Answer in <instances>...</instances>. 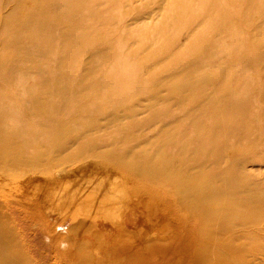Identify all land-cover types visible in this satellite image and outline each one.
<instances>
[{"label": "rangeland", "instance_id": "obj_1", "mask_svg": "<svg viewBox=\"0 0 264 264\" xmlns=\"http://www.w3.org/2000/svg\"><path fill=\"white\" fill-rule=\"evenodd\" d=\"M31 1L0 0V74L3 61L12 71L15 67L30 68L22 69L21 76L29 78L23 79L19 87L7 79L11 71H6V85L0 76V90L12 87V93H17V88L20 91L28 86L30 99L36 95L38 101L33 105L30 100V107L36 112L33 115L29 111L30 122L53 135L48 144L41 137L40 142L28 147L12 141L15 156L7 157L14 158L9 161L14 168L8 167L9 162L0 161V225L9 234L18 260L21 264H194L203 229L198 211L186 206L176 185L160 177L150 179L146 171L171 172V167L155 153L157 144H165L167 153L173 152L168 158L170 164L178 162L181 150L186 160L181 162V169L208 172L212 166L215 183L225 180L224 186H233L231 192L236 197L243 199L256 192L264 199L262 108H258L259 142L253 143L251 151L245 153L239 145L231 144L222 147L216 159L211 157L208 166L192 162L206 158L203 147L209 127L217 133L221 131L219 112L231 97L226 88L235 92L244 85L245 69L238 68L244 56L249 63V73L245 75L252 83L248 95L253 99L261 91L257 93L259 103L264 100V1L202 0L203 7L196 3L202 14L212 12L210 5L232 10L238 18L236 35L221 41L208 31L204 37L212 38L205 40L202 56L186 54L177 62L173 61L174 55H179L182 46H188L202 29L201 19L186 30L179 27L181 3L185 2L188 9L193 0H179L177 5L176 0H51L56 11L66 14L59 32L53 34L54 43L46 46L47 53L41 50L44 44L36 45L38 51L35 49L31 42L37 38L26 33L25 20L14 18L38 12L33 5L36 0ZM85 1L103 12L105 25L86 30V26H92V18L82 11ZM161 23L174 36L178 32V41L169 43L175 44L169 45L174 50L172 57L155 56V33L145 49L125 59L113 55L117 46L105 49L117 40L123 47L132 45L142 27L152 29ZM80 32H86L92 44L70 57L64 47L74 42ZM230 33L225 30L221 39ZM97 34L103 36L101 42L95 40L99 39ZM16 38L21 42L29 38L30 47L23 48ZM254 44L261 55H254L251 60L248 48ZM126 52H131V48ZM95 58L97 63L90 64ZM138 61L143 64L136 66ZM63 62L67 69L61 77ZM40 70L45 73L40 75ZM117 71L134 72L135 88L122 89L117 81H98L99 84L94 78ZM80 99L95 108L100 128L97 126L92 132L94 142L80 138L77 142L60 143L62 148L56 147L61 138L54 134L62 130L68 135L74 121L71 112L81 109ZM51 105L55 110L64 105L63 110L56 111L61 113L57 115H61L65 125L37 124L50 114ZM16 107L26 108L20 100H16ZM163 107L171 109L173 115L155 117L152 110ZM257 114L247 119L254 123ZM121 123L128 126L127 130L117 129ZM177 141L183 145L176 144ZM192 155L193 159L188 161ZM187 183L181 185L183 190H189ZM218 232L222 238L228 236L224 226ZM147 237L156 239L143 243ZM9 253L6 248L1 250L2 256Z\"/></svg>", "mask_w": 264, "mask_h": 264}, {"label": "bare ground", "instance_id": "obj_2", "mask_svg": "<svg viewBox=\"0 0 264 264\" xmlns=\"http://www.w3.org/2000/svg\"><path fill=\"white\" fill-rule=\"evenodd\" d=\"M248 1L252 2L254 0ZM257 1L261 3L264 0ZM178 2L179 0H176L174 4L177 5ZM196 3H198V6L203 7L202 0H193L188 9L185 2L181 3L183 12L180 15L182 23L179 27L186 30L198 19H201L202 21L199 22L202 29L192 37V40L188 46H182L180 54L177 56L174 55L175 58L173 61L176 60L177 62L178 58L186 54L202 56V52L204 53L203 48L205 47V40L207 38H212V36H215L217 40L221 41H226L229 38H235L236 32L234 31V28L235 24L238 22V18L235 16L232 10L221 5L220 8L219 4L215 7L210 5L209 7H211L212 12L208 14H202L199 11L201 9L195 6ZM33 5L38 10V12L31 13L30 17H27V15H22L21 17L20 15V17L14 16V18L16 21L19 19L22 20L23 18V20H25L24 29L27 27L26 33L35 35L36 37L32 36V38H37V40H32V42L29 38L27 40H22V42L17 38L16 40L19 41L20 45H23V48H28L30 47V42L33 43L37 51L38 47L36 45L40 46L44 44V47H42L41 50H44V53H47L46 46L49 45V42L52 44L54 43L55 37L53 34L56 35V33L59 32L57 29L64 21V15L66 12L56 11L55 7H52L51 5V0H36ZM82 6V11H84L83 13L92 18V26H86V30L95 28V25H105L102 19V11L95 10L93 4H86V1L82 4ZM167 11L171 10L167 9ZM159 25L160 26H155L152 29H145L142 27V31L134 39L132 45H129L125 40H123L124 43L129 45L123 47V43L120 40H117L111 45H108V47L105 49L110 50V46L115 45L118 48L114 49L113 55L118 59H125L128 55H135V52L138 53V51L141 49H145V46H147L148 42L152 39V33H155V37L158 39V45H156L152 50L158 52L155 56L161 59L166 55L172 57L174 50H171L169 45L173 46L175 44L169 43L173 42L175 39L178 41V32L176 31V36H174V34H172L163 23ZM225 30L230 31L231 33L230 35H227L225 38L221 39ZM208 31H211L213 35L204 37V34ZM148 32L149 36L147 37L146 34ZM18 33L19 32H17L16 35ZM87 35L88 34L86 32H80L75 37L74 42H70L65 45V53L70 57H74L75 54L79 53L83 48H88L90 44H92V41L89 42ZM97 35L99 39L95 38V40L101 42L103 36L100 34ZM106 36H109V34ZM14 37L15 36H12V38ZM134 44L138 45L135 47L133 46ZM132 46L135 47V49H132ZM78 47L81 49L78 50ZM130 48L131 52H126ZM201 48L202 51L200 50ZM256 48V44L248 48V55L250 56L251 60L254 55H256L257 58H259V55H261L259 47L257 52ZM29 51L30 50H28V52ZM142 51L144 54L145 50ZM241 60L242 62L238 64V68L245 69V71H242L244 72V75H242L244 85L242 86L241 90L235 92L231 91L229 87L226 88L231 97L219 112L221 131L217 133L212 127H209L207 143L203 147V150L206 152V158H203V161L197 160L192 162H197L202 166H208L209 162H211V157L216 159V153H218V156H220L222 147L236 144L243 148V151L246 153V151H251L254 142H259L257 139V133L258 127L260 125L257 123V120L260 118L261 114L259 113L258 108H262L264 110V100L261 99V103H259L257 93L261 91L257 92L253 99L248 95V92L252 89V83H250L248 75H245L246 73H249L248 69H246V64L249 63L245 61V56L242 57ZM72 61L73 60L70 62ZM96 63L97 58H95L90 64ZM141 64H143V62L138 61L136 66ZM1 66L2 73L0 76L5 79V85L6 71H11L8 73L7 79L13 81L12 85L14 86L19 87L18 84L22 86L23 79L29 78H23L21 74L22 69L30 68L17 69V67H15L16 70L14 69V71H12L6 68L7 64L5 61L2 62ZM66 69L67 66L65 62H63L62 68H60L61 77ZM44 73L45 71L40 70V75ZM262 74L264 75V69L262 70ZM133 75L134 72L126 73L117 71L114 75L99 74L96 77L94 76V78L96 82L99 81L106 84H113L115 81H117V84L120 86V88L132 90L135 88ZM8 89V91L0 90V161L3 163L14 159L7 157L15 156L13 147L14 142L23 147H28L30 144L40 142L41 137L46 138V144H48L49 140L53 138L52 134L40 131L37 129L34 122H30L29 111H31L33 115L36 113L35 110H32L30 107V100L33 105H36V102H38L35 99L36 95L30 99V88L26 86V88H22L20 91L17 88V93H12V87ZM16 100H20L22 106L26 108H17ZM80 102L81 109L77 108L74 112H71V119L74 121H72L73 126L71 128L69 127L68 129V135H64L62 130H59L56 132L57 134H54L55 138H61V141L55 145L56 147L62 148V145H65L66 142H77L80 138H87L90 144L94 142L92 132L95 131L94 128L97 126L100 128L99 124H97L95 120V108L92 104L87 105V100L83 101L80 99ZM59 108L63 110L64 105L60 106ZM59 108L56 110H59ZM56 110L55 107L51 105L50 114H48V116L45 115L42 119H39L37 124L42 126L46 123L51 124L56 122L61 123V126L65 125L62 122L61 115H57L58 113H61ZM152 113L155 115V117L159 116L160 118L170 117L173 115L172 110L167 107L160 109L155 108L152 110ZM251 114L254 116L257 114L254 123L247 119ZM246 120L247 122H245ZM127 128L128 126H126L125 123L118 124L117 126L119 131L127 130ZM60 143L63 144L60 145ZM176 144L183 145L180 141H177ZM178 152V162L175 164H170L168 158L170 154H173V152L171 151L170 153H167L165 144H157L155 146L156 157L162 160L166 166L171 167V172L169 173L167 170H155V172L146 171V175H148L147 177L150 179L154 180L155 178L160 177L161 180L168 182L170 185H176L179 193L183 195L186 200V206L198 211V217L200 218L203 229L201 230L200 246L196 251L194 264H264V199L262 196L256 194L255 192L254 194L248 195L246 193L247 196L243 199L236 197L231 192V190L235 189L232 188L233 186L229 187L228 189L224 186L225 180L220 184L215 183V178L211 175V173H214V167L212 166L208 172H204L202 170L200 172H196L194 170L187 171L185 169H181L183 168L181 162L186 160L184 158V153L181 150H178ZM193 156L194 155H192L188 161L192 160ZM111 157L115 160L118 159L114 153L111 154ZM9 164L10 166L8 167L14 168L12 162H9ZM129 167L134 169V167L131 165H129ZM234 181H236V179ZM185 182H188L187 186L189 190H183L181 188V185ZM242 191L244 192L245 190ZM222 226L226 228L228 235L224 238H222L218 232ZM155 237L154 239H156ZM154 239L147 237L144 239L145 242L143 243H148ZM3 248L8 249L10 253L6 256H2L1 250ZM18 259L19 258L15 254V248L10 245L9 234L6 235V232L0 225V264H21V261Z\"/></svg>", "mask_w": 264, "mask_h": 264}]
</instances>
